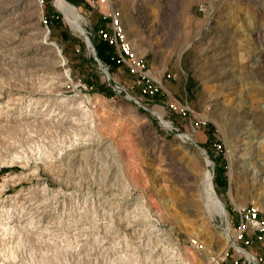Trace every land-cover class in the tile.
<instances>
[{
  "label": "rangeland",
  "instance_id": "rangeland-1",
  "mask_svg": "<svg viewBox=\"0 0 264 264\" xmlns=\"http://www.w3.org/2000/svg\"><path fill=\"white\" fill-rule=\"evenodd\" d=\"M71 1L85 33L54 0H0V264H231L201 178L211 173L228 220L249 204L264 215V123L245 127L264 119V0H118L161 81L153 97L124 66L107 79L85 46L100 12Z\"/></svg>",
  "mask_w": 264,
  "mask_h": 264
},
{
  "label": "built area",
  "instance_id": "built-area-1",
  "mask_svg": "<svg viewBox=\"0 0 264 264\" xmlns=\"http://www.w3.org/2000/svg\"><path fill=\"white\" fill-rule=\"evenodd\" d=\"M36 1L39 5L44 3V0ZM82 2L97 9L100 12L101 19L105 22L102 26L96 28L95 33L99 40L107 42L114 48V53L108 57L109 62H116L118 66H124L128 73L136 77V86L139 87L142 96L153 97L156 95L159 87H162L161 83L150 74L143 56L138 55L131 47L127 39L123 13L120 7L117 6L118 0H82ZM40 20L45 26L51 22L50 16L45 13L41 14ZM85 46L92 52L100 70L109 79V64L101 61L96 56L93 45L85 42ZM165 76L169 77L170 74L167 73ZM113 82L112 87L121 92L123 90L122 86L114 79ZM125 93L129 96L126 91ZM187 110L184 106L179 107V112L182 114H185ZM198 122L205 123L204 119ZM213 146L220 147L218 143H213ZM223 238L226 241L223 257L231 256V264L264 263V215L262 216L259 213L257 206L249 204L238 207L237 219L234 222L228 220L227 217ZM253 245H256V248Z\"/></svg>",
  "mask_w": 264,
  "mask_h": 264
},
{
  "label": "bare ground",
  "instance_id": "bare-ground-1",
  "mask_svg": "<svg viewBox=\"0 0 264 264\" xmlns=\"http://www.w3.org/2000/svg\"><path fill=\"white\" fill-rule=\"evenodd\" d=\"M54 4H55V6H56V8L58 9V11L61 13V15H62V17H63V19L65 20V22L67 23V25L73 30V31H75V32H78V33H85V29H84V27H83V25H82V23H83V17H82V15L80 14V12H79V10L77 9V7H75L72 3H70L69 1H67V0H54V2H53ZM214 14L215 13H213V15L212 16H214ZM216 15V14H215ZM44 35H45V38H46V33H44ZM43 35V36H44ZM86 40H87V43H89V40H88V37L86 36ZM203 40V39H202ZM205 43H207V42H205ZM58 52H60L59 50H57ZM213 51V48H212V46H206V48H203V54H204V57L205 58H208V57H212L211 58V61L212 60H217L216 61V64H218V63H222V59H221V55L220 56H216L217 55V51H215V53L214 52H212ZM223 51V50H222ZM209 52H211V53H214L215 54V56H214V54H212V56H210L211 54H209ZM207 54V55H206ZM219 54V53H218ZM256 56H257V58H256V60H255V64L254 65H257V68H261V66H263L262 64H261V60L259 59V58H261L262 57V55H261V52L258 50L257 52H256ZM259 56H261V57H259ZM214 57H215V59H214ZM209 63V62H208ZM205 65V64H204ZM235 69V68H234ZM225 73H227V72H225ZM232 73V72H231ZM157 112H158V114H159V116L161 117L162 116V113H161V111L159 110H157ZM235 113V112H234ZM237 113V112H236ZM239 115H242V114H239ZM246 116H248V115H246ZM159 117V118H160ZM238 117V116H237ZM249 117L251 118V121H248V122H246L245 121V127H246V130L247 131H249V129H250V127L251 128H253V130H254V133L259 129V126H261V125H263V123H264V119L261 117V116H259L258 114L257 115H255V113H254V115H253V113L251 114V115H249ZM229 118V117H228ZM241 119V118H240ZM259 119H261V120H259ZM263 119V120H262ZM259 120V121H258ZM236 121V120H235ZM241 121V120H240ZM244 123V122H243ZM163 124L165 125V126H169L170 124H169V122H167V121H164L163 120ZM233 125L236 127V123H232L231 124V126L233 127ZM249 125H250V127H249ZM245 127H244V130H245ZM243 128V125H242V127L241 128H239V129H242ZM235 130V129H234ZM243 130V129H242ZM243 130V131H244ZM235 132H236V134H237V136H238V130H237V127H236V130H235ZM250 132V131H249ZM251 132H252V129H251ZM250 132V133H251ZM248 133V132H247ZM249 133V134H250ZM253 133V134H254ZM240 134V133H239ZM243 134H246V133H243ZM235 135V134H234ZM186 136V135H185ZM236 136V135H235ZM243 136V135H242ZM241 137V136H240ZM247 138V137H246ZM234 139H237L236 137H234ZM241 142V141H240ZM257 142V141H256ZM235 143V142H234ZM236 143H238V142H236ZM247 144H248V142H247ZM237 145V144H236ZM238 146V145H237ZM237 146H236V152L237 151H239L240 152V150L242 151L243 150V147H238L237 148ZM197 150H199V149H197ZM196 151V150H195ZM200 151V153L199 154H201V157H202V160H203V162H204V164H206V165H209L210 164V160L205 156V155H202L203 154V152H202V150H199ZM204 151V150H203ZM244 151V150H243ZM245 151H247V150H245ZM232 152V151H231ZM249 152V151H248ZM242 152H240V154H241ZM245 154H247L246 152H244ZM251 153V152H250ZM194 154H197V153H194ZM232 155V158H233V155H234V153L232 152L231 153ZM237 154V153H236ZM248 155V154H247ZM243 156H245V155H243ZM246 157H249V156H246ZM251 157V156H250ZM239 158H240V155H238L237 156V160H236V162H235V168H233L232 169V173H234V174H236V172H237V174H239L238 172H239V170H238V168L240 167V164L241 163H243V162H240L239 161ZM247 160V159H246ZM232 162H234L235 160H231ZM242 161V160H241ZM245 161V160H244ZM252 162V161H251ZM243 164H241V166H242ZM244 165H246V164H244ZM254 168V167H253ZM241 169V168H240ZM246 169L248 170V168L246 167ZM246 169H245V171H246ZM242 170V169H241ZM231 171V170H230ZM255 171V170H254ZM248 172V171H247ZM236 174V175H237ZM244 174V173H243ZM252 174V173H251ZM252 175H254V174H252ZM263 175V174H262ZM233 176V175H232ZM244 177H245V175H244ZM243 177V178H244ZM249 177V176H248ZM256 177V176H255ZM212 176H211V173L209 172V171H205L204 173H203V175H202V178H201V197H200V199H201V201H202V205L201 206H203V209H204V211L205 212H207L208 213V215H211V213H217L218 215H220L221 217H224V218H227L228 217V215H227V211H226V209H225V206H224V204H223V202L220 200V198L216 195V193H215V191H214V187H213V183H212ZM249 178H251V177H249ZM247 179V178H246ZM244 181H245V179H244ZM250 181V180H249ZM249 181H248V183H249ZM255 181V180H254ZM233 188V187H232ZM231 193V192H230ZM204 212V213H205ZM229 219V218H228Z\"/></svg>",
  "mask_w": 264,
  "mask_h": 264
},
{
  "label": "trees",
  "instance_id": "trees-1",
  "mask_svg": "<svg viewBox=\"0 0 264 264\" xmlns=\"http://www.w3.org/2000/svg\"><path fill=\"white\" fill-rule=\"evenodd\" d=\"M69 2L73 3V4H78L76 2H73L71 0H68ZM94 50L96 53V56L103 62H107L109 64L110 67H117V63L116 62H109L108 60V56L113 52V48L111 45H109L107 42L105 41H101V40H97L94 45Z\"/></svg>",
  "mask_w": 264,
  "mask_h": 264
},
{
  "label": "crops",
  "instance_id": "crops-1",
  "mask_svg": "<svg viewBox=\"0 0 264 264\" xmlns=\"http://www.w3.org/2000/svg\"><path fill=\"white\" fill-rule=\"evenodd\" d=\"M104 23H105V22L102 21V25H103ZM102 25H99V26H102ZM99 26H98V27H99ZM97 40H98V38H97ZM97 40H96V41H97ZM112 48H113V47H112ZM113 53H114V48H113V52H112L111 54H113ZM111 54H110V55H111ZM108 57H109V56H108ZM143 58H144V57H143ZM144 61H145V64H146V66H147V68H148V70H149V67H148L147 61H146L145 59H144ZM117 67H118V66H117ZM160 71H162V70H160ZM149 72H150V71H149ZM161 73H162V72H161ZM150 74H151V73H150ZM166 74H167V73H166ZM168 74H169V73H168ZM151 75H152V74H151ZM152 76H153V75H152ZM153 77H154V76H153ZM158 80H159V79H158ZM159 81H160V80H159ZM160 82H161V81H160ZM165 86H169L166 80H165Z\"/></svg>",
  "mask_w": 264,
  "mask_h": 264
},
{
  "label": "water",
  "instance_id": "water-1",
  "mask_svg": "<svg viewBox=\"0 0 264 264\" xmlns=\"http://www.w3.org/2000/svg\"><path fill=\"white\" fill-rule=\"evenodd\" d=\"M85 42L87 43L86 36H85Z\"/></svg>",
  "mask_w": 264,
  "mask_h": 264
}]
</instances>
